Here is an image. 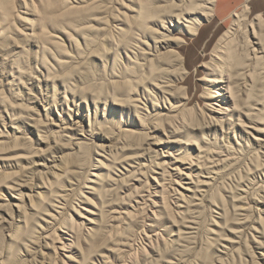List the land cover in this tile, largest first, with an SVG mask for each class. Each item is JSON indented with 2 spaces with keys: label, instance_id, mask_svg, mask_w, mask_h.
Wrapping results in <instances>:
<instances>
[{
  "label": "rangeland",
  "instance_id": "rangeland-1",
  "mask_svg": "<svg viewBox=\"0 0 264 264\" xmlns=\"http://www.w3.org/2000/svg\"><path fill=\"white\" fill-rule=\"evenodd\" d=\"M133 1L0 0V153L6 150L11 153L9 151L15 148L18 154L33 152L38 156L21 160L16 167L0 168V264H101L107 250L123 235L121 242H126V247L118 251L117 260L109 258L111 264H264V200L257 206L259 208L251 203L247 205L248 221L242 225L238 222L240 204L236 199L242 192H249L246 193L248 197L261 196L257 175H264V147L238 148L236 141L242 145L245 139H240L237 132L234 135L236 141H221L225 147L239 149V158L218 180L199 214L195 218H190L187 213L179 215L172 220V225L159 226L155 230L158 233H151L150 223L146 221V216L151 213L148 201H141L137 196L140 193L136 195V190L132 191V176L119 167L116 170L119 168L122 175L113 170L120 175L116 177L110 172L112 169L105 166L102 174L108 171V180H103L104 173L98 181L99 186L103 184L104 187L96 192L95 198L89 193H85V198L93 209L99 208L102 201L132 206L133 200L137 199L141 202L135 207L137 211L133 210L136 222L128 226L131 230L126 232L128 227L112 223L104 208L100 217L103 235L100 242L96 239L97 230H83L77 234L71 254L69 249H60L61 244L55 237L60 236L58 229L62 222L70 220L69 216L47 226L44 221L49 210L45 205L41 214L25 227L20 223V213L8 205L16 200L12 195L19 197L21 210L28 215L32 205L46 200L42 183L53 188L56 181L59 196L72 203L79 190H83L88 173L96 171L95 160L101 158L95 153L116 152L121 143L134 145L131 149L137 152L138 148L150 147L151 135L153 139L167 141L170 130H177L182 123L194 129L205 126L214 113L208 111L204 99L203 62L211 58L210 52L225 30H234V39L241 38V41L244 22H253L259 14L264 19V11H255L250 3L228 16H219L215 11L214 19L205 22L200 29V36L195 41L187 39L182 49L188 78L181 85L183 90L179 95L188 101H175L174 117L147 119V127L160 120L161 131L149 134L134 125L128 107L108 105L116 86L122 85V79L117 76L137 77L135 69L128 64L131 57L124 52L116 53L110 44L118 40L121 27L128 30L132 25ZM238 18H241L239 23L243 21L241 26L235 23ZM99 28H103L100 34L92 30ZM63 84L70 88L69 91ZM263 84L260 83L261 88H258L262 92ZM47 107L49 110L45 111ZM69 113L81 115L86 124L91 122L81 159L74 154V141L66 142L54 134V129L43 133L45 145H37L36 131L45 132L47 127L50 128L51 119L57 118L58 114L66 117ZM145 114L141 110V115ZM32 115L35 121L29 120ZM135 122L139 124L137 119ZM193 141L191 137L184 139V145L181 149L176 148V153L194 157L197 152L190 145ZM162 146L166 149V145ZM125 154L133 155V152L126 151ZM78 160L84 165L81 166ZM5 185L11 190L8 191ZM84 192L88 191L84 189ZM81 201L74 200L80 206ZM72 218L77 219L76 216ZM170 230L179 231L181 246L177 250L172 248L171 255H167L162 243L169 238ZM150 234L155 236L147 237ZM61 243H65L64 240Z\"/></svg>",
  "mask_w": 264,
  "mask_h": 264
},
{
  "label": "bare ground",
  "instance_id": "bare-ground-1",
  "mask_svg": "<svg viewBox=\"0 0 264 264\" xmlns=\"http://www.w3.org/2000/svg\"><path fill=\"white\" fill-rule=\"evenodd\" d=\"M215 2L216 0H134L132 2L130 12L133 19L132 25L128 30L121 27L118 40L110 44L116 53L124 52L131 57L128 59V64L135 69L137 77L117 76L122 79V85L116 86V91L112 94L108 105L128 107L133 114L134 125L138 126L141 132L153 134L161 131L158 127L160 120L153 123L152 127H147L146 120L158 116L174 117L173 109L176 102L188 101L183 95H179V92L183 90L181 85L188 78L186 58L182 49L187 39L195 41L198 38L199 31L205 22L210 23L214 19ZM246 11L247 7L244 13ZM246 17L243 18L246 19ZM241 18H238L235 23H239ZM253 19L254 23L242 24L247 27L245 26L241 33L243 36L241 41L239 40L241 38L238 41L234 39L236 38L234 30L230 28L225 30L213 46L210 52L211 58L202 64L205 72V77L201 80L205 86L204 99L207 102L208 111L214 113L213 117L208 118L205 126L194 129L182 123L177 130H170V136L166 137L167 141L153 139L154 136L151 135L150 139L153 142H149L150 147L138 148L137 152L131 149L135 148L134 145L121 143L116 152L107 150L95 153L96 157L101 158L95 160L98 164L95 167L96 171L88 173L89 177L83 183V190H79L72 203H68L64 197L59 196L55 188L58 181L53 188H47L45 183H42V187L46 190L44 192L46 200L35 206L32 205L28 215L21 210V199L12 195V198L16 200L9 202L8 205L16 208V211L20 213V223L27 227L31 219L41 214L40 211L45 205L47 211L49 210L47 219L44 221L47 226L62 219L63 216H69L70 220L67 221L66 218L58 229L60 236L55 235V237L61 244L60 249H69L71 254V251L75 249L77 234L83 230H97L96 239L100 242L103 237L100 217L104 208L112 223L124 224L128 227L136 220L133 217V210L137 209L135 208L138 207L137 204L148 201L149 205H147L151 213L146 216V221L150 223L148 227L151 233L164 224L169 226L175 217L184 213H187L190 218H195L218 180L230 166L236 164L239 158L240 150L225 147L221 140L236 141L234 135L237 132L240 139H245L242 145L240 141H236L238 148L246 149L254 146L261 149L264 147V92L259 90L260 83H264V19L261 15ZM241 23H239L240 26ZM92 30L100 34L103 28ZM62 86L69 91V87L64 84ZM118 87H121V90ZM243 97H246L245 101ZM200 108L198 110L203 115V110ZM44 110L48 111L49 107ZM141 110L146 112L144 116L141 115ZM135 119L139 121V124L135 122ZM29 120L35 121L33 115ZM49 123L50 128L47 127L45 132L36 131L37 145H45L44 135L54 129V134L64 138L66 142L74 141V151L76 150L74 154L81 159L83 143L87 140L91 122L88 121L86 124L85 118L81 115L71 116L69 113L66 117L58 114V117L51 119ZM182 132L184 133L181 135ZM232 132L233 136H231ZM188 137L195 140L190 144L197 152L194 157H185L176 153V148L181 149L184 145L183 140ZM162 145H166V149H162ZM6 151L0 153V168L11 165L16 167L21 160L31 155L38 158L33 152L18 154L15 148L9 151L11 153ZM126 151H132L133 155L126 156ZM78 162L81 163L80 160ZM104 162H107L106 165ZM83 165L82 162L81 166ZM105 166L110 167L112 173L114 171L120 173L118 170L122 168L126 174L132 176L131 187L134 188L132 191L136 190V195L140 193L137 196L141 201L133 200L135 204L132 203V206L129 204L126 206L124 203L116 206V204L102 201L99 208L89 207L85 193L95 198L96 192L104 187L103 184L99 186L98 181L104 173L103 180H108L109 172L104 171L102 174L106 169ZM117 167L119 168L116 170ZM113 175L120 176L115 172ZM261 175H257L260 179L258 190L261 196L257 198L252 193L253 195L248 197L246 193L249 192H242L236 198L240 204L237 210L238 222L242 225L248 221L249 207L247 205L251 203L259 208L257 206L264 200V175L262 178ZM7 186L5 185L6 189L11 190V187ZM84 189L88 192H84ZM74 200H82L81 206L75 204ZM72 216H76L77 219L73 220ZM125 226L123 229L126 231ZM75 227L78 229L76 230ZM130 230L128 227L126 232ZM155 232L158 233V231ZM168 232L169 238L163 241L162 249L165 254L171 255L172 248L174 250L180 248L181 240L179 231ZM157 233H155L156 237ZM151 235L155 236L150 234L147 237L150 238ZM123 236H119L113 247L107 250V254L100 260L101 264H109V258L117 260L118 251L126 247V242H121L124 239ZM61 240L65 243H61ZM120 255L123 256V254ZM66 258L70 257L66 256Z\"/></svg>",
  "mask_w": 264,
  "mask_h": 264
},
{
  "label": "crops",
  "instance_id": "crops-1",
  "mask_svg": "<svg viewBox=\"0 0 264 264\" xmlns=\"http://www.w3.org/2000/svg\"><path fill=\"white\" fill-rule=\"evenodd\" d=\"M246 3H250L252 8L259 13L264 11V5L262 0H219L217 4L215 2L213 18L215 17L216 13L219 16L232 15L235 10L241 8Z\"/></svg>",
  "mask_w": 264,
  "mask_h": 264
}]
</instances>
